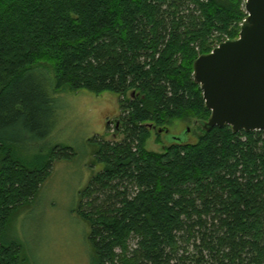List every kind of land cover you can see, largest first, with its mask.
<instances>
[{
	"label": "trees",
	"instance_id": "16d2710c",
	"mask_svg": "<svg viewBox=\"0 0 264 264\" xmlns=\"http://www.w3.org/2000/svg\"><path fill=\"white\" fill-rule=\"evenodd\" d=\"M245 3L0 0V128L22 130L0 135V264H33L8 230L55 160L74 155L13 142L48 135L53 95L82 89L121 96L124 135L92 140L105 166L79 191L93 264H264V130L203 128L197 142L146 148L152 129L210 118L194 62L239 37Z\"/></svg>",
	"mask_w": 264,
	"mask_h": 264
},
{
	"label": "rangeland",
	"instance_id": "374dc122",
	"mask_svg": "<svg viewBox=\"0 0 264 264\" xmlns=\"http://www.w3.org/2000/svg\"><path fill=\"white\" fill-rule=\"evenodd\" d=\"M219 41L216 40L214 48ZM49 74L50 77L37 73L33 80L50 90L54 77L53 73ZM53 96L51 132L41 139L12 142L22 153L67 146L74 155L55 160L49 178L36 197L27 207L16 212L8 237L23 243L24 252L33 264H93L94 253L88 238L90 228L75 209L79 191L105 166L94 158V143L121 141L124 137L122 130L116 132V123L122 118L121 96L112 92L96 94L85 89L63 91ZM193 120L190 116L176 120L168 125V132L152 129L146 148L161 152L175 142L172 135L180 137L183 142H197L203 127L193 124ZM16 132L22 130L0 128V135L5 137Z\"/></svg>",
	"mask_w": 264,
	"mask_h": 264
},
{
	"label": "water",
	"instance_id": "95a60500",
	"mask_svg": "<svg viewBox=\"0 0 264 264\" xmlns=\"http://www.w3.org/2000/svg\"><path fill=\"white\" fill-rule=\"evenodd\" d=\"M245 8L248 17L239 37L221 42L194 62V78L211 111L202 123L207 131L226 125L234 133L264 130V0H246Z\"/></svg>",
	"mask_w": 264,
	"mask_h": 264
}]
</instances>
